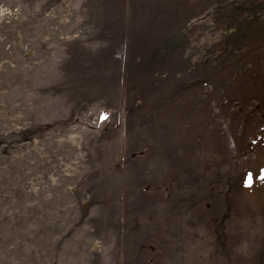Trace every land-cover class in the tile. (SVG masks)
Returning a JSON list of instances; mask_svg holds the SVG:
<instances>
[{"label":"rangeland","instance_id":"374dc122","mask_svg":"<svg viewBox=\"0 0 264 264\" xmlns=\"http://www.w3.org/2000/svg\"><path fill=\"white\" fill-rule=\"evenodd\" d=\"M0 264H264V0H0Z\"/></svg>","mask_w":264,"mask_h":264}]
</instances>
